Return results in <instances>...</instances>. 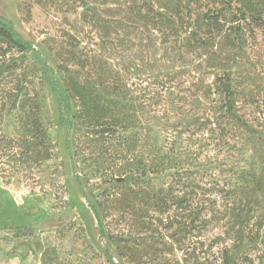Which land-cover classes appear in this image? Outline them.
Returning a JSON list of instances; mask_svg holds the SVG:
<instances>
[{
	"label": "rangeland",
	"instance_id": "obj_1",
	"mask_svg": "<svg viewBox=\"0 0 264 264\" xmlns=\"http://www.w3.org/2000/svg\"><path fill=\"white\" fill-rule=\"evenodd\" d=\"M185 2L187 7H197L198 13H220L226 19L264 16V0ZM82 3L81 0H0V15L12 22L20 36L34 43L53 73H57L62 63L67 64L106 98L135 108L133 125L124 135L142 133L158 144L181 141L184 149L196 150L198 160L203 163L201 171L229 161L227 144L218 142L215 133L211 136L209 128L198 129V122L194 123V119L203 116L215 119L219 115L213 110L217 96L206 97L203 91L213 80L207 49L196 45L189 50L181 36L172 35L162 25L154 28L155 13L162 11L158 0H83ZM251 42L260 54H255V49L248 50L243 58L228 62L233 75L241 70L244 77L238 88L241 97L236 113L247 126L243 137L250 138V153L251 138L264 148V32H256V43ZM234 52L236 49L232 48L230 54ZM6 60L15 61V83L22 93L36 99L38 115L53 150L51 159L34 168L29 177L18 180L0 177V264H108L105 251L116 264L215 262L213 255L219 246L205 241L204 247L196 248V230L191 227L186 233L181 230L190 218L180 211L166 215L151 211L147 215L133 213L124 217L116 209L117 203L109 206L102 203L106 195L119 193L120 186L106 184L86 158L77 162L86 196L83 198L70 166L71 131L67 139V127L57 125L55 100L40 67L29 53L11 52ZM3 61L0 57V64ZM226 127L224 134L236 133L233 123ZM180 134L182 140L176 139ZM134 156L143 165L147 164L140 150H135ZM131 164L133 175L129 180H144L142 166ZM212 171L218 178L217 170ZM159 180L166 182L168 178L163 175ZM259 201L260 208L249 222L258 235L256 242L264 246V192ZM241 205L229 211L219 201L221 226L212 229L213 224L209 225L202 234L209 240L224 236L232 227L228 216L236 214ZM93 208L100 214L103 236ZM28 229L31 234L25 233ZM118 239H124L134 251L121 261L115 257L114 240ZM252 248L251 243H245L233 250V255L241 256Z\"/></svg>",
	"mask_w": 264,
	"mask_h": 264
},
{
	"label": "trees",
	"instance_id": "obj_2",
	"mask_svg": "<svg viewBox=\"0 0 264 264\" xmlns=\"http://www.w3.org/2000/svg\"><path fill=\"white\" fill-rule=\"evenodd\" d=\"M158 1L162 11L155 13L154 28L162 25L172 35L181 36L189 50L196 45L207 49L213 80L203 91L206 97L217 96L213 110L219 115L215 119L213 116H203L202 119H194V123L198 122V129L209 128L211 136L215 133L218 142L227 144L230 160L215 163L212 169L217 170L219 179L212 170H199L203 163L198 160V153L184 149L181 141L179 144L176 140L158 144L142 133L124 135L123 132L133 125L135 108L106 98L79 72L69 69L67 64L62 63L57 73H53L34 43L20 36L12 22L2 15L0 57L4 61L0 64V177L25 179L34 168L52 157L53 144L40 121L39 105L35 98L25 96L21 87L16 85L15 61L6 60L11 52L29 53L40 67L45 84L55 100L57 125L67 127V139L71 131L68 147L70 166L83 198L86 196L77 172L80 158L90 160L106 184L120 186L119 193L106 195L102 201L108 206L117 203L116 209L120 215H147L151 211L166 215L171 211H180L190 218V222L184 223L181 230L185 233L189 227L196 230V248L204 247L205 241L219 246L216 255H213V264H264V246L256 242L258 235L249 222L259 210V197L264 192V148L258 147L256 139L251 138L252 152H249L250 138L243 137L247 126L236 113V105L241 97L238 88L244 83V77L241 70L233 75L228 69L231 59L243 58L248 50L255 49V54H260L251 40L256 43V32H264V16L246 19L241 15L226 19L220 13H198L197 7H187L185 0ZM82 4L85 5L84 2ZM232 48L236 49L234 54H230ZM207 110L210 111V108ZM230 123L235 126L236 133L224 134ZM181 136L175 138L182 140ZM135 150H140V154L144 155L142 160H146L147 164L137 161ZM132 162L142 166L141 172L146 176L144 180H129V176L133 175ZM163 175L168 181L159 180ZM219 201L229 211H234L241 204L242 208L233 216H228L232 227L227 229L224 236L209 240L202 233L207 232L209 225L213 224L212 229L221 226ZM92 212L99 233L103 236L100 214L95 208ZM169 237L172 238V235ZM245 243L252 244L251 252L233 255ZM114 244L118 260L134 254L133 247L124 239L114 240ZM105 254L108 264H116L107 251Z\"/></svg>",
	"mask_w": 264,
	"mask_h": 264
},
{
	"label": "water",
	"instance_id": "obj_3",
	"mask_svg": "<svg viewBox=\"0 0 264 264\" xmlns=\"http://www.w3.org/2000/svg\"><path fill=\"white\" fill-rule=\"evenodd\" d=\"M27 233H28V234H31V230H30V229H28Z\"/></svg>",
	"mask_w": 264,
	"mask_h": 264
}]
</instances>
